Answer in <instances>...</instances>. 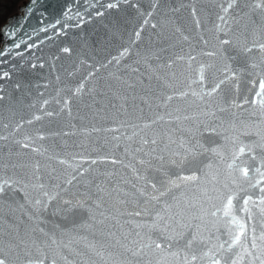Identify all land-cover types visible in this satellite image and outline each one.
Wrapping results in <instances>:
<instances>
[{"label": "water", "instance_id": "95a60500", "mask_svg": "<svg viewBox=\"0 0 264 264\" xmlns=\"http://www.w3.org/2000/svg\"><path fill=\"white\" fill-rule=\"evenodd\" d=\"M0 28L5 264H261L264 0H23Z\"/></svg>", "mask_w": 264, "mask_h": 264}, {"label": "snow or ice", "instance_id": "6c2138e0", "mask_svg": "<svg viewBox=\"0 0 264 264\" xmlns=\"http://www.w3.org/2000/svg\"><path fill=\"white\" fill-rule=\"evenodd\" d=\"M232 5L230 4L229 7H231ZM23 7L27 8L28 5L25 4L23 5ZM110 8L112 7H115V5H109ZM257 7H260V5H257ZM225 11H227V9H225ZM221 19H224L223 17H221ZM3 35V28H0V36ZM137 36H139V33H137ZM224 43H228L227 41H224ZM17 47H19V45H16ZM261 48L264 49V45H261ZM65 51H68L67 49H65ZM0 55H3L2 52H0ZM200 81L203 82L204 81V69L201 68L200 69ZM225 83V79H220L218 83H216L212 88L211 90L207 93V95L211 96L213 93H215L218 89L221 88V86ZM260 89H261V92H258L256 95L257 96H260L261 99L259 101L260 105H261V108L264 109V81H261L260 82ZM77 91H80V89H77ZM173 97L172 96H168L167 97V100H171ZM45 103H47V101H45ZM48 115H52L51 112L48 113ZM40 117H36V119H39ZM29 123H31V121H29ZM0 139H3V137H0ZM41 139H43V137H41ZM153 144L156 143L155 140L152 141ZM27 145H25L26 147ZM36 149H33V151H35ZM155 151V150H153ZM245 151V149L243 147H241L239 149V154H243ZM238 155V154H237ZM153 159H159V160H163L164 157H153ZM187 160V157H184L182 159H179V160H171L170 163L172 165H176V166H182ZM61 163H64V161H60ZM142 164H146L149 168H152L153 165H152V161L149 160V161H140ZM93 163H95V161H93ZM113 163H115V161H113ZM162 167V166H161ZM229 167H231V165H229ZM156 171H160L161 169L160 168H157L155 169ZM243 171V175L245 177L248 176V170L247 169H242ZM257 171H259V169H257ZM262 176H264V173H261ZM137 179H145V177L143 176H140L138 175L137 176ZM179 180H181L182 182H187V181H193L196 179V177L194 176H184V177H178ZM69 183H71V181H69ZM171 183L173 184V186L175 187H179V184L176 183V181H171ZM151 185L152 189H156L157 185L155 182L153 181H150V180H145V188H137L136 191L139 193L140 196H150V199L152 200H157L158 197L155 196V195H150V193L147 192V186L148 185ZM8 186V182H5L3 185H0V194H3L4 191H5V188ZM135 187V185H134ZM261 191H264V188L261 189ZM164 193H161V195H163ZM55 197H50V199H54ZM37 203H39V201H37ZM65 204H71L70 201H64ZM249 203L248 200H245L244 201V204L247 205ZM261 203H264V200L261 201ZM79 206L80 208H85V204L83 202H77V205H72V207H77ZM45 207H47V205H45ZM234 204H233V198L231 196H228L227 197V201H226V204L224 206V215L226 217H230V222L232 224H235L237 225V227L240 229L241 231V234H243V229H244V225L241 224L234 215H232V209L234 208ZM69 209H65V211H67ZM242 211L244 212H247L248 211V208L247 207H244L241 209ZM262 212H264V209L261 210ZM136 215H140V213H136ZM213 215H215V213H213ZM162 219V217H161ZM262 240H264V237H261ZM240 241V236H236L233 243H238ZM191 243V241L189 242ZM255 246V245H254ZM157 247H159V245H157ZM222 247V246H221ZM231 247V245H230ZM0 264H5L4 260L0 259ZM261 264H264V260L261 261Z\"/></svg>", "mask_w": 264, "mask_h": 264}, {"label": "rangeland", "instance_id": "374dc122", "mask_svg": "<svg viewBox=\"0 0 264 264\" xmlns=\"http://www.w3.org/2000/svg\"><path fill=\"white\" fill-rule=\"evenodd\" d=\"M11 1L12 0H0V25L5 21V19H6V17L8 16V15H10L12 12H14V11H16L17 10V7H18V5L23 1V0H21L15 7H16V9L13 11H11V13L10 14H8L6 17H5V19H1V17L3 16V12H4V10L6 9L5 7H7L8 5H10L11 4ZM5 2H7V4L6 5H4V3ZM5 8V9H4ZM2 20V21H1Z\"/></svg>", "mask_w": 264, "mask_h": 264}, {"label": "trees", "instance_id": "16d2710c", "mask_svg": "<svg viewBox=\"0 0 264 264\" xmlns=\"http://www.w3.org/2000/svg\"><path fill=\"white\" fill-rule=\"evenodd\" d=\"M9 1V0H8ZM21 0H12L11 1V4L10 5H8L7 7H5L4 9V12H3V16L1 17V19H5V17L8 15V14H10L11 13V11L15 8L16 9V5L20 2ZM7 4V2H5L4 3V5H6ZM14 9V10H15ZM13 10V11H14ZM2 21V20H1Z\"/></svg>", "mask_w": 264, "mask_h": 264}]
</instances>
